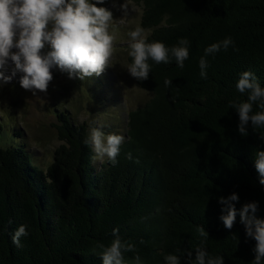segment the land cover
<instances>
[{"label":"trees","instance_id":"trees-1","mask_svg":"<svg viewBox=\"0 0 264 264\" xmlns=\"http://www.w3.org/2000/svg\"><path fill=\"white\" fill-rule=\"evenodd\" d=\"M132 2L143 9L141 26L153 29L150 40L191 42L185 67L153 63L147 80L136 79L152 97L129 113L115 165L107 159L95 165L84 143L88 126L62 111L55 126L62 144L47 169L22 143L0 148V264H102L99 253L116 228L145 264H164L165 254L183 256L201 245L225 264L255 259L256 242L240 217L232 229L220 221L219 198L238 193L237 209L258 201L264 218V185L254 164L264 129L249 124V135L241 136L229 107L246 98L235 89L241 72H254L264 86V0ZM228 36L234 47L209 56L202 79L204 48ZM21 224L28 235L17 246L12 236Z\"/></svg>","mask_w":264,"mask_h":264},{"label":"clouds","instance_id":"clouds-1","mask_svg":"<svg viewBox=\"0 0 264 264\" xmlns=\"http://www.w3.org/2000/svg\"><path fill=\"white\" fill-rule=\"evenodd\" d=\"M106 2L0 0V88L19 75L20 86L37 96L38 92L47 93L54 70L66 73L69 79L85 81L112 67L118 25L128 17L132 0H125L122 5L113 0L112 6L124 12V18L120 20L114 19L109 8L98 6ZM131 9L136 10L134 7ZM152 31L137 24L127 31L123 41L122 51L131 58L126 70L140 81L149 78L153 63L169 64L174 60L177 67L183 69L190 57L191 42L187 38H180L175 45L168 46L163 41L150 40ZM46 46L49 50L43 51ZM229 47H234L231 36L204 48V55L198 61L202 79L208 78V57H215ZM235 89L246 98L231 101L229 107L239 116V134L247 137L249 124L253 130L264 129V86L254 72L244 71L239 74ZM259 139L264 141V134ZM124 141L122 134L105 133L102 126H91L84 143L90 147L94 163L107 158L115 165ZM254 164L259 183L264 185V150H255ZM239 201L236 192L226 198L220 197L219 203L223 207L219 219L226 229H232L239 216L246 237L256 242L252 249L255 259L251 264H264V218L257 216L260 204L258 201L247 202L237 209ZM112 234L114 239L111 244L102 247L99 253L102 264H145L135 245L120 238L118 228L113 229ZM27 235L28 226L21 224L13 234L12 241L19 246L21 237ZM200 235L207 238L208 233L201 228ZM232 237L238 239L235 235ZM128 252L136 254L127 259L125 253ZM163 259L164 264H225L223 255L213 256L203 245L197 246L194 251H186L183 256L165 254Z\"/></svg>","mask_w":264,"mask_h":264},{"label":"rangeland","instance_id":"rangeland-1","mask_svg":"<svg viewBox=\"0 0 264 264\" xmlns=\"http://www.w3.org/2000/svg\"><path fill=\"white\" fill-rule=\"evenodd\" d=\"M117 3L122 5L125 0ZM112 4L113 0H107L98 6L109 8L115 20L123 19L124 12ZM142 12L141 6L131 2L128 17L118 25L112 67H107L101 75L80 81L54 70L47 93L38 92L37 96L20 86L19 75L0 88V128L4 132L0 148L8 143H22L35 163L47 169L62 144L55 127L61 111L69 113L74 123L86 124L88 131L91 126H102L105 133L122 134L126 140L129 113L152 97L127 72V54L122 51L127 31L141 25ZM47 50L46 46L43 51ZM103 162L96 161L95 165L100 167Z\"/></svg>","mask_w":264,"mask_h":264}]
</instances>
